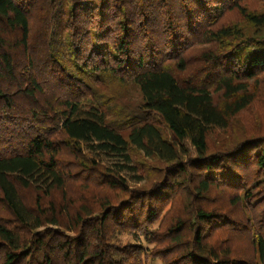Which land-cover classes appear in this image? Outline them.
<instances>
[{"label": "trees", "instance_id": "16d2710c", "mask_svg": "<svg viewBox=\"0 0 264 264\" xmlns=\"http://www.w3.org/2000/svg\"><path fill=\"white\" fill-rule=\"evenodd\" d=\"M149 260L264 264V0H0V264Z\"/></svg>", "mask_w": 264, "mask_h": 264}, {"label": "rangeland", "instance_id": "374dc122", "mask_svg": "<svg viewBox=\"0 0 264 264\" xmlns=\"http://www.w3.org/2000/svg\"><path fill=\"white\" fill-rule=\"evenodd\" d=\"M136 93H135V91H133L132 89H129V91H128V95L126 96V98L125 99H127V101L129 100H135V97H136V95H135ZM133 100V101H134ZM243 121L241 120V123H242ZM237 128H239L238 127V125H234V124H232L230 127H229V129L228 130H226V131H215L214 133H213V135H211V137L210 138H212V139H215V138H221V137H227V136H229V134L232 132V133H235L236 131H238V129ZM213 141H215V140H212L211 141V143H213ZM121 238L123 239V240H127V237L126 236H124V235H122L121 236ZM148 264H161L160 263V261L159 260H149L148 261Z\"/></svg>", "mask_w": 264, "mask_h": 264}]
</instances>
